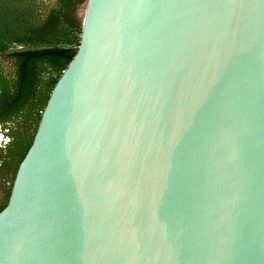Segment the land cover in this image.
<instances>
[{
	"label": "water",
	"instance_id": "95a60500",
	"mask_svg": "<svg viewBox=\"0 0 264 264\" xmlns=\"http://www.w3.org/2000/svg\"><path fill=\"white\" fill-rule=\"evenodd\" d=\"M0 211V264H264V0H87Z\"/></svg>",
	"mask_w": 264,
	"mask_h": 264
},
{
	"label": "trees",
	"instance_id": "16d2710c",
	"mask_svg": "<svg viewBox=\"0 0 264 264\" xmlns=\"http://www.w3.org/2000/svg\"><path fill=\"white\" fill-rule=\"evenodd\" d=\"M87 0H0V211L50 94L77 52ZM13 138V139H12Z\"/></svg>",
	"mask_w": 264,
	"mask_h": 264
},
{
	"label": "flooded vegetation",
	"instance_id": "af4514ba",
	"mask_svg": "<svg viewBox=\"0 0 264 264\" xmlns=\"http://www.w3.org/2000/svg\"><path fill=\"white\" fill-rule=\"evenodd\" d=\"M9 141L11 142V140L9 139V136L7 135V130L0 126V154L2 153L5 146H7Z\"/></svg>",
	"mask_w": 264,
	"mask_h": 264
},
{
	"label": "rangeland",
	"instance_id": "374dc122",
	"mask_svg": "<svg viewBox=\"0 0 264 264\" xmlns=\"http://www.w3.org/2000/svg\"><path fill=\"white\" fill-rule=\"evenodd\" d=\"M85 7H86V3H84V4L81 6V8H80V16H82V19H83V15H84Z\"/></svg>",
	"mask_w": 264,
	"mask_h": 264
}]
</instances>
